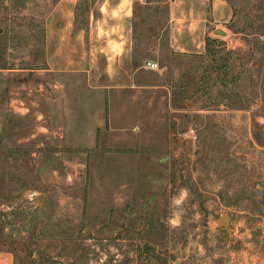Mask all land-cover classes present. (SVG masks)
<instances>
[{"label":"rangeland","instance_id":"rangeland-1","mask_svg":"<svg viewBox=\"0 0 264 264\" xmlns=\"http://www.w3.org/2000/svg\"><path fill=\"white\" fill-rule=\"evenodd\" d=\"M57 1L0 0V252L14 264H264V98L195 111L210 104L192 93L200 60L175 55L203 54L209 37L246 54L264 0H222L230 18L214 0H80L83 58L64 71L46 60Z\"/></svg>","mask_w":264,"mask_h":264},{"label":"trees","instance_id":"trees-1","mask_svg":"<svg viewBox=\"0 0 264 264\" xmlns=\"http://www.w3.org/2000/svg\"><path fill=\"white\" fill-rule=\"evenodd\" d=\"M244 33V32H243ZM249 50L246 54L228 50H217V40L208 38L203 54H175L187 58L193 65L192 77L198 82L192 93L199 94L195 99L205 98L210 103L192 108L195 111H249L261 98H264V34L244 33ZM257 35L260 36L257 39ZM262 44L259 48V45ZM223 45V44H221ZM261 53L262 57L257 58ZM181 107H179L180 109ZM264 138L254 134L255 143L264 148Z\"/></svg>","mask_w":264,"mask_h":264},{"label":"crops","instance_id":"crops-1","mask_svg":"<svg viewBox=\"0 0 264 264\" xmlns=\"http://www.w3.org/2000/svg\"><path fill=\"white\" fill-rule=\"evenodd\" d=\"M79 5L80 0H58L45 22L46 60L50 67L56 60L61 62L56 68L58 71L67 69L65 62L74 61L76 65L83 58L87 31L77 20ZM214 11L220 17L230 18L232 15L222 0H214ZM113 42L120 44L119 41ZM0 264H14L13 254L0 252Z\"/></svg>","mask_w":264,"mask_h":264},{"label":"water","instance_id":"water-1","mask_svg":"<svg viewBox=\"0 0 264 264\" xmlns=\"http://www.w3.org/2000/svg\"><path fill=\"white\" fill-rule=\"evenodd\" d=\"M216 35L219 36H225V32L221 31V30H216L215 31ZM218 224L221 228L226 229V230H230V217L228 215H223L218 219Z\"/></svg>","mask_w":264,"mask_h":264},{"label":"built area","instance_id":"built-area-1","mask_svg":"<svg viewBox=\"0 0 264 264\" xmlns=\"http://www.w3.org/2000/svg\"><path fill=\"white\" fill-rule=\"evenodd\" d=\"M147 67L150 68V69L156 70V69H158V64L154 63V62H149L147 64Z\"/></svg>","mask_w":264,"mask_h":264}]
</instances>
